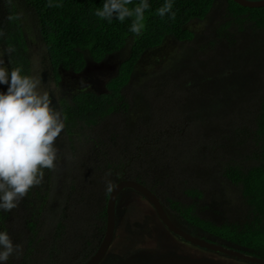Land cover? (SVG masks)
<instances>
[{
    "label": "trees",
    "instance_id": "1",
    "mask_svg": "<svg viewBox=\"0 0 264 264\" xmlns=\"http://www.w3.org/2000/svg\"><path fill=\"white\" fill-rule=\"evenodd\" d=\"M216 1L173 0L175 18H171L170 14L161 17L157 13L165 0H149L151 7L145 12V28L137 36L129 30L131 19L108 22L95 15L96 8L102 7L104 0H0V55L10 70L21 67L25 74L37 77L36 44L46 51L51 75L57 82L61 81L62 71L83 72L88 65V54L100 63L108 56L128 49V56L104 83V91L82 89L61 95V114L71 141L64 156L75 162L66 185V202L60 206L58 214H50L53 221L52 226H48L47 210L55 180L51 174L53 169L45 168L42 182L31 187L13 208L16 212L24 203L29 215L26 214L22 222L16 216L17 221L12 227L11 212L0 210V231L14 235V244L22 245L19 256L13 254L10 257L12 264H83L97 250L106 230V224L101 225V220L107 219L106 207L115 186L112 179L117 176L131 175L156 194L166 196L170 208L182 219L213 233H220L222 229L205 219L202 203L205 193L206 196L213 193L219 196L211 188L226 185L225 179L239 188L252 206L264 210V96L260 100L252 135L240 148L243 149L240 157L230 154L228 158H220L222 152L218 151L219 144L216 143L225 126L233 125L230 124L231 115L243 104L237 97L239 89L245 90L249 81L245 72L234 70L236 74L231 72L233 69L223 68L226 60L212 61L209 57L198 59L195 64V57L205 56L207 45L203 42L198 43L202 51L196 50L189 63L185 61L193 74L203 72V67L212 68V77L208 74L203 77L212 78L210 86H204L199 79L193 92L184 94L194 97L197 106H184L178 110L177 104L182 105L188 99H182L174 84L165 96L159 94L174 100L165 106L154 104L152 101L161 84H172L169 78L161 75L146 84L143 90L148 116L139 119L137 126L129 125L132 104L127 101L125 91L133 82L144 55L160 48L170 38L180 43H195L196 33L189 24L193 20L206 19ZM137 3L139 0H132L129 7ZM225 6L241 25V30L243 23H252L264 30V7L247 8L234 0H226ZM228 26L227 22L219 26L220 29L215 31L216 38L207 42L208 47L214 46L215 50L221 46L227 50L226 47L235 45L237 39L229 35ZM9 48L14 51L8 52ZM226 89H230L227 96ZM174 92L176 96L171 94ZM200 104L209 107L204 115L224 116L226 122L220 118L221 123L207 128ZM109 130L117 133L119 142L107 144L102 141ZM122 145H126V154H129L125 160L119 149ZM205 149L212 152L204 154ZM91 153L96 154V165L90 158ZM212 153H216V157ZM210 154L217 161L212 167L206 165ZM135 166L137 168L132 171ZM151 172H156L155 179L150 178ZM208 180L212 185H207ZM126 209L131 231H140L135 208ZM15 234L19 238L16 239ZM251 235L253 233H249V240ZM75 259L79 263H74Z\"/></svg>",
    "mask_w": 264,
    "mask_h": 264
},
{
    "label": "rangeland",
    "instance_id": "2",
    "mask_svg": "<svg viewBox=\"0 0 264 264\" xmlns=\"http://www.w3.org/2000/svg\"><path fill=\"white\" fill-rule=\"evenodd\" d=\"M225 1L226 0H217L214 8L206 19L193 20L189 24V28L196 33L195 43H180L174 38H170L160 48L152 50L148 54L144 55L143 59L136 68L133 82L125 91L127 95V101L132 104V110L128 115L130 118V126H137L139 119L141 120V118H146L148 116L149 109L147 108V104L145 101L146 96L143 93V90L146 84L149 85L154 80H156V78L161 77V75L162 78H169L172 84H168L167 82L161 84L158 94L154 96V99L152 101L154 104H164L165 106L172 102L174 100L173 98L161 97L160 95L165 96L167 89L174 88V85H176L182 99H188L187 102L183 103L182 105L177 104V109L182 110L184 109V106H194V97H189L188 95L184 94L192 93L194 86H196V81L199 82V79L203 81L202 84H204V86H210L212 84V78L203 77H205L207 74L211 75L212 68L203 67V72H196L193 74L191 68H188L189 64H187L185 61H188L189 63L191 58L194 56V53H196L195 51L200 50L198 47V43L203 42L204 45H207V48L209 49L207 50L206 48L204 52L205 56L203 58L195 57L193 61L194 63L197 62L198 59H200V61L203 59L207 60V58L209 59V57L211 60H226L223 68L233 69V71H231L232 73L237 72H234V70H238L237 73L245 72V74L247 75L246 79H248L249 81L245 90L239 89L240 94H238L237 97L243 101V104L240 105V110L234 111L231 115V118H233V120L230 119V124L233 125L230 126L227 124V126H225V129L221 131L219 140L216 143L219 144L218 151L222 152V155L220 156V158L222 159L230 157V154H232V156L234 154L235 158L240 157V154L243 151V149L240 148L243 147L244 140L252 135L254 122L257 118L258 109L260 107V100L264 96V30L260 29L252 23H243V29L241 30V25H239V23L235 19H233L227 11ZM226 22L229 23V26L227 28L229 35L231 34L237 39L235 45L231 48L226 47L228 51L224 50L225 48L221 49V46L217 47L215 50L214 46L208 47L207 42L209 41V39H215V31L220 29L219 26L226 24ZM35 50V61L37 69L36 75L37 78L41 79L42 81L40 88L41 90H47L50 92L52 106L56 107L60 112L61 95L63 96L70 93L74 94L75 92H78L82 89L94 90L97 93L104 91V83L106 82V80L112 74H114V71L116 70V68H118L121 61L128 56V49H125L108 56L104 61L99 63L92 59V57L88 54V65L83 72L74 73L69 71H62L61 81L57 82L51 75L46 51H44L40 47V45L37 44L35 45ZM0 59H3L1 55ZM196 76L197 79H194V77ZM192 78L193 80H191ZM227 86L229 85L227 84ZM7 87L8 85L0 84V91H7ZM230 89H226V96L229 94ZM171 94L175 95V92ZM200 108L202 110V115L204 116L203 121L207 123V128H209L211 124H215L218 122L221 123V119L226 122V118L224 116L210 117V115H204L206 113V110L209 109L206 104H202ZM117 120L118 119H116V121ZM120 122L122 121L120 120ZM113 130L114 132H117L116 127H114ZM144 130L147 131L146 128ZM207 130L208 129H206V131ZM114 132H112L111 130L107 131L106 138L102 139V141L107 144L108 142H119V138L116 137L117 133ZM112 137H115V140H112ZM69 143H71V141L69 140V135L64 128L61 135L55 141L58 151L57 160L55 162L56 166L53 169V173H51L55 182L53 184L54 186L51 201L49 202L47 210L49 211V216L47 217L48 226H50L53 221V217L50 219V216L52 214V216H54V214H58L60 212V206L66 202L65 199L66 195L68 194L66 185L71 179V174L69 172H71L74 167L73 163H75L69 157L64 156V151H67V149L69 148ZM206 144L208 145L209 141H207ZM93 149L98 151L96 147H93ZM119 149H121V153L123 154L122 157L125 160V158H127V156L129 155L126 154V145H122V147ZM203 152L204 154H206L207 149L203 150ZM210 152L212 151H208L207 153ZM212 154L214 155V157H216V153ZM212 154L208 155V160H206V165L211 167L217 163V161L212 159ZM95 156L96 154L91 153L90 158L92 159V162H94V165L97 164V162L95 161ZM136 168L137 166H135V168L133 167L132 171H134ZM118 177L119 176L113 177L112 183L114 185L119 181ZM128 177L133 178L131 175H128ZM150 178L155 179L156 172H151ZM213 180L214 182L218 181L216 179ZM224 182L228 183L225 185L222 182L223 184H221L220 186L217 185L211 188L212 191L217 192L219 196L214 193L208 196H206V193L204 194L202 203V205L204 206V210L208 212H215L216 209H224L227 204L236 203V196H241L239 188L232 185L230 181L226 179ZM206 183L207 185L209 183L210 185H212L211 180H208ZM75 192L77 194L79 193L78 191ZM175 194L177 195V193ZM182 196H184L185 198H189V196L184 193H182ZM220 197H224V200H219ZM160 198L169 205V201L166 196L160 194ZM23 204L24 203H21L19 205L18 209H16V212H14V209L10 211L11 215L9 220L13 222L12 227L15 226L14 224L17 221L16 216H19L20 222H22V220H24L25 218V215L28 214L27 208ZM119 207L120 211L122 209H126L127 207L135 208L136 214L139 215V218H137V228L140 229V231L132 232L130 223L127 221V213L120 212L119 228L116 229V234L111 246L112 248L110 247L112 250V255L116 254L118 256L117 258L121 256L123 257L128 249H132L138 252V255H141L140 251H146L149 249L153 250L154 254L163 255L165 253L174 251H182L185 253L190 252L187 250H191V247L183 244L178 239L176 240L171 232L166 229L162 222H160V220L158 219L153 205L150 204V202L143 196L137 193H133L132 190L126 191V193L121 195L119 198L118 208ZM105 221L102 218L101 225L104 223L106 224L107 219ZM80 230L81 229H79V231ZM15 235L16 239L19 238L18 234ZM104 235L102 236L100 243L102 242ZM10 237L12 241L15 239L14 235H10ZM130 238L132 239V241H128L130 240ZM166 259L168 258H165L164 260ZM10 261L12 263L11 259ZM73 262L79 263V260L75 259ZM134 263L135 261H130V264ZM117 264H127V262L118 261Z\"/></svg>",
    "mask_w": 264,
    "mask_h": 264
},
{
    "label": "clouds",
    "instance_id": "3",
    "mask_svg": "<svg viewBox=\"0 0 264 264\" xmlns=\"http://www.w3.org/2000/svg\"><path fill=\"white\" fill-rule=\"evenodd\" d=\"M131 4L132 0H104L95 15L108 22L131 19L129 30L138 36L151 6L149 0ZM157 13L175 18L173 0H165ZM41 82L21 67L10 70L0 59V84L8 85L7 91H0V210L5 212L17 207L28 190L42 182L43 169L56 166L55 141L65 128V118L52 106L50 92L41 90ZM21 251V244H14L7 231H0V262Z\"/></svg>",
    "mask_w": 264,
    "mask_h": 264
},
{
    "label": "flooded vegetation",
    "instance_id": "4",
    "mask_svg": "<svg viewBox=\"0 0 264 264\" xmlns=\"http://www.w3.org/2000/svg\"><path fill=\"white\" fill-rule=\"evenodd\" d=\"M120 178L135 180L134 178H129L128 175L123 177L120 176L119 180ZM132 192L135 193L134 191ZM158 196L160 197V194ZM236 197V203L227 204L224 209H216L215 212L203 210L205 219H207L208 222L218 224L222 229V232L220 233H213L208 229H204L202 226L192 224L191 222L182 219L175 210L170 208L168 203L166 204L160 198L178 227L193 236L232 251V253L203 248L186 241L184 238L171 232L155 210L160 222H162L165 228L171 232L176 240L178 239L183 244L191 247V250H187L190 252L185 253L182 251H174L163 255L154 254V251L149 249L146 251H140L141 255H138V252L130 250L123 257L121 256L117 258L118 256L116 254H111V247L100 264H117L118 261H126L127 264H130V261H135L134 264H179V259L188 260L189 263L202 264H264V210L252 206L247 201V197L242 193L240 197ZM223 198L224 197H220L219 200L223 201ZM120 212L127 213V209H122L120 211L119 207V210L117 211V228H119ZM249 233H253V236L251 235L252 239L250 240L248 239ZM129 254H131V257H127ZM93 255H91L83 264H85ZM164 256L168 259L164 260Z\"/></svg>",
    "mask_w": 264,
    "mask_h": 264
},
{
    "label": "water",
    "instance_id": "5",
    "mask_svg": "<svg viewBox=\"0 0 264 264\" xmlns=\"http://www.w3.org/2000/svg\"><path fill=\"white\" fill-rule=\"evenodd\" d=\"M234 1L240 6L247 8L264 7V0H234ZM127 190H132L135 193L146 198L150 202V204L153 205V207L157 211V214L160 217V219L163 221V223L174 234L184 238L186 241L191 242L194 245H198L203 248H209L212 250H217L225 253H232V251L211 244L206 240L193 236L192 234L178 227L171 218L166 206L161 201L160 197L148 186L135 180L121 179L112 189L108 199L107 223H106V230L103 240L100 243L97 251L85 264H100L103 261V259L106 257L110 247L112 246V242L116 234L117 220H118L117 211L119 210L118 201L120 196L124 194ZM178 261L179 264L189 263V261L185 259H179ZM0 264H12V263L9 260V261L0 262ZM189 264H202V263H189Z\"/></svg>",
    "mask_w": 264,
    "mask_h": 264
}]
</instances>
